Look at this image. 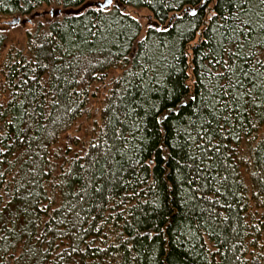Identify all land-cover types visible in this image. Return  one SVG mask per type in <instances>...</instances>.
<instances>
[{
	"label": "trees",
	"instance_id": "trees-1",
	"mask_svg": "<svg viewBox=\"0 0 264 264\" xmlns=\"http://www.w3.org/2000/svg\"><path fill=\"white\" fill-rule=\"evenodd\" d=\"M84 2L0 0V17L66 11L21 45L0 35V264H264V107L230 117L239 142L207 115L237 79L264 100V5L244 4V35L224 20L245 19L234 0L72 11ZM132 10L161 28L177 17L143 30ZM83 121L90 155L76 160L62 146Z\"/></svg>",
	"mask_w": 264,
	"mask_h": 264
},
{
	"label": "snow or ice",
	"instance_id": "snow-or-ice-1",
	"mask_svg": "<svg viewBox=\"0 0 264 264\" xmlns=\"http://www.w3.org/2000/svg\"><path fill=\"white\" fill-rule=\"evenodd\" d=\"M90 0H85L84 4L80 5L78 8L79 11H83L85 8L88 7ZM73 3L79 4V0H73ZM106 3L111 4L113 3V0H106ZM202 4H206L207 0H201ZM215 3H218V0H215ZM245 3H250V0H234L232 3V7L236 8L238 12L245 17V19L241 20L240 15L236 13L229 12L228 16L224 17V20H232L235 19L236 21H239V23L235 24L234 26L229 25V27H232V31L234 33L239 32L240 34L248 35L252 31L251 29V20L248 19V12L245 11L244 9V4ZM259 3L264 5V0H259ZM98 7H102V5H98ZM215 4L213 6L209 7V12L211 15L207 17V19L212 20L215 18V11H214ZM189 14L192 16L196 15V11L189 10ZM149 27H153L151 24H149ZM261 29H264V24L260 25ZM160 30V29H157ZM165 31L167 29H164ZM244 45L241 44L240 47L242 48ZM230 55H239L238 53H230ZM259 59H257V63H259ZM227 66V65H226ZM144 71V69H142ZM136 75H139L138 73ZM241 76L245 77V80L248 77V73L246 72H241ZM32 79H35L33 77ZM27 83V81H25ZM261 85H258L255 81H251V86L248 87L247 91H245V81L237 79L236 84L232 85L229 84L228 88L232 89V91H227L224 90V95L228 97L226 101H219L220 107L217 108L216 104L217 101H213L212 105L210 106V111L208 112V116L213 117L217 121V127L221 129V132H226L228 133L229 136L232 137L236 142H239L241 140V136L236 133L235 131H230L228 128L225 127V125L228 123L229 119L231 116L235 115L238 119L243 120L246 119L242 114L245 111H249L252 107L255 108H262L264 107V100H261L260 103H257L258 97L256 95H253V90L256 89L258 90ZM245 97H251V99H245ZM194 99V97H193ZM245 105H248V108H245ZM227 114H223V113ZM196 114L199 116L201 113L199 110H197ZM223 114V115H222ZM4 116L3 112H0V119H2ZM223 119L224 123L221 124L219 123L220 119ZM206 123H212V120H207L205 121ZM7 124L11 125L12 121L11 119L6 121ZM250 123V122H249ZM252 127H256L255 124L252 125ZM203 131L204 135L200 136L199 138L203 141L205 137L207 138V144L211 145L216 152L221 151V145L218 143L213 144V140L217 135H220V133L215 132L212 129H207V128H201ZM78 135L74 137V140L77 142V146L79 147V152H75L74 150V145L72 141H68L65 145L62 147L65 148V150L72 149L73 150V156L76 160L84 159L90 155L88 151H85L84 144H85V137L89 134V128H80L79 126L77 127ZM70 135V134H67ZM0 138H4V132H3V126L0 125ZM227 138V137H225ZM87 146L90 149H94L97 147V144L93 143L91 140L87 141ZM197 147H200V145H197ZM223 147H226V145H223ZM6 151V149L0 148V152ZM209 160H211V157H208ZM81 168L84 167L83 164L80 165ZM211 167V165H209ZM70 171V170H69ZM3 173H0V176H2ZM47 175V173H45ZM252 175H255V173H252ZM214 179V178H213ZM99 191V189H97ZM217 192L220 191L219 188L216 189ZM255 195V193H254ZM49 199H52L50 196ZM261 204H264V201L260 202Z\"/></svg>",
	"mask_w": 264,
	"mask_h": 264
},
{
	"label": "rangeland",
	"instance_id": "rangeland-1",
	"mask_svg": "<svg viewBox=\"0 0 264 264\" xmlns=\"http://www.w3.org/2000/svg\"><path fill=\"white\" fill-rule=\"evenodd\" d=\"M103 1L104 0H94L91 3H89L88 5L89 7L85 9L96 8L95 4L97 2H103ZM72 11L78 12V9ZM129 13L138 18V20L141 22L143 26V30L147 28L146 17L148 16V14L146 12L132 10ZM64 14H66V11H63L62 9L44 7L38 10L35 14L31 15V17H21L20 21H24L25 19H29L30 21L27 23L24 22V24L20 23L18 25L8 24L9 22H12L14 19H16V17H0V35L3 34V36H6L11 43H14L15 46H18L23 43L24 35L27 32L32 31L36 25L43 26L49 22L60 19L61 16H63ZM5 53L6 50L2 52L1 56H3ZM78 126L82 129L86 127L89 128L90 121H83ZM70 133L72 134H70L67 137L74 138L76 135L79 134L77 129H74ZM69 141H72V143H74V140H69Z\"/></svg>",
	"mask_w": 264,
	"mask_h": 264
},
{
	"label": "water",
	"instance_id": "water-1",
	"mask_svg": "<svg viewBox=\"0 0 264 264\" xmlns=\"http://www.w3.org/2000/svg\"><path fill=\"white\" fill-rule=\"evenodd\" d=\"M112 4V3H111ZM111 4H108V3H106V0H104L103 2H97L96 4H95V7L96 8H98V9H101V10H105V9H109V7H110V5ZM98 5H102V7H98ZM177 16L175 15V16H172L169 20H168V23L166 24V26H164V28H161V25L160 24H158L156 21H154L153 19H152V17H151V15H148L147 17H146V26L147 27H149V24H151L153 27H151V28H155L156 30L157 29H160V30H162V29H165L166 27H169L170 25H171V23H172V21H173V19L174 18H176ZM30 20L29 19H25L24 21H20V18H16V19H14L12 22H9L8 24H13V25H18V24H24V22H29ZM184 105V103H182V104H180L179 106H178V109L181 107V106H183ZM176 110H169V111H167L166 112V114H165V116H164V119L167 117V114L168 113H171V112H175Z\"/></svg>",
	"mask_w": 264,
	"mask_h": 264
},
{
	"label": "bare ground",
	"instance_id": "bare-ground-1",
	"mask_svg": "<svg viewBox=\"0 0 264 264\" xmlns=\"http://www.w3.org/2000/svg\"><path fill=\"white\" fill-rule=\"evenodd\" d=\"M89 7V6H88Z\"/></svg>",
	"mask_w": 264,
	"mask_h": 264
}]
</instances>
